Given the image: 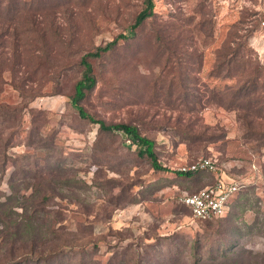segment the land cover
Listing matches in <instances>:
<instances>
[{"label": "rangeland", "instance_id": "obj_1", "mask_svg": "<svg viewBox=\"0 0 264 264\" xmlns=\"http://www.w3.org/2000/svg\"><path fill=\"white\" fill-rule=\"evenodd\" d=\"M153 1L154 24L170 22L162 35L171 51L154 41L149 23L136 29L134 38H119L113 52L91 59L97 81L81 104L107 123L138 125L155 139L158 159L167 171H154L124 135L99 131L98 124L81 118L67 99L81 75L80 56L126 33L140 0H79L70 13L56 11L59 35L52 34L55 53L51 51V59L48 56L53 68L36 67V62L46 64L37 57L20 62L13 77L3 67L8 60L0 63V104L20 105L34 95L19 111L17 126L8 125L14 121H0L1 137L14 129L5 152L9 158L0 172V190L10 193L7 181L21 176L19 166L29 168V186L20 183L19 194L35 192L32 184L41 173L55 171L56 163L72 167L66 174L79 180L61 186L48 203L41 201V195L35 198L42 210L31 223L33 236L17 232V237L3 242L7 228L0 222V264H20L27 258L29 264H41L32 258L47 254L52 242L62 241L72 245L47 264H72L80 256L90 264H264V135L247 132L238 111L207 100L208 87L223 88L235 80L208 74L214 51L237 24L254 25L252 19L264 11V0ZM69 21L76 28L71 39ZM243 33L241 28L239 34ZM246 43L247 54L264 67L263 20ZM2 50L8 54L7 40L0 45V54ZM186 62L185 72L196 79H185L183 96L177 66ZM61 67L65 68L58 71ZM12 83L23 84L26 95ZM257 116L256 128L262 131L264 112ZM183 128L203 131L207 139L185 140ZM39 144L53 148L55 158L46 161ZM21 153L30 157L22 159ZM200 156L213 157L220 169L245 184L223 216L207 221L193 219L179 202L182 194L215 180L209 172L176 174L178 166ZM63 175L55 172L51 179ZM12 218L19 219L17 214Z\"/></svg>", "mask_w": 264, "mask_h": 264}, {"label": "trees", "instance_id": "obj_2", "mask_svg": "<svg viewBox=\"0 0 264 264\" xmlns=\"http://www.w3.org/2000/svg\"><path fill=\"white\" fill-rule=\"evenodd\" d=\"M78 2L79 0H77V2L76 0H0V45L3 46L7 40V44L10 49L8 54L7 51L4 50H2V53L0 54V57L4 56V60L0 61V63H4L8 60V65L3 67L8 69L14 77L18 74L17 68L20 62L24 63L23 61L41 57L44 59V63L46 64L43 65L41 62H36V67L45 66L44 68L47 69L48 65H50L51 68H53L54 65L48 62V56L50 55L51 59L53 56L51 55V51L55 53V51L52 50V47L54 44L53 42L55 41L54 37H56L55 35L59 33V26L55 21V12L60 10L62 12L65 11V13H70L76 9ZM251 12L257 13L253 10ZM155 15L154 1L140 0L139 8L129 24V29L126 33H120L104 44L97 45L84 52L78 60V64L82 67L81 75L74 82L72 92L67 96V99L78 111L81 118L97 123L99 131L107 132L112 135L119 132L124 135L126 139L129 140L130 144L134 145V152L136 155L139 158L145 159L150 168L154 171H167L169 169L158 159L155 139L143 133L138 125L132 122L124 121L107 123L102 119L94 117L87 110H85L81 104L82 99L88 94V92L91 91L97 81L91 59H99L106 54L113 52L119 45V38H134L133 36L135 35V30L144 26L146 23H149L151 25L150 28L154 41L167 53L168 51H171L170 46L168 45L169 42L166 41L162 35V29L169 27L170 22L155 25ZM260 20L264 21V11L258 12V16L252 19L254 22L253 26L248 27L247 25L240 26L237 24L232 30H229L221 46L214 51L215 61L213 62L208 74L212 77L220 79L235 78V80L233 84L226 85L223 88L208 87L207 91L209 92V96L207 97V100L226 109L238 111V116L241 118L247 132L251 134L258 133L259 135H264V130L260 131L258 127L256 128V119L258 118L257 114L260 116V113L262 111L264 112V71H262L264 67L258 62L253 61L251 56L247 54L249 48L246 43L247 37L255 29ZM241 28L244 30L243 34H239ZM74 29H76L74 24L69 21L67 26V30L70 32L68 36L69 39L74 36ZM52 34L54 36L53 38ZM37 50H40L38 55L34 53ZM166 58L169 59V56L167 55ZM186 64L187 62L183 66V63H179L177 66L178 69L180 68V73L178 72L180 80L179 88L183 96H186L187 94V92L184 91L188 83L185 82V79H188L189 76L192 79H196L185 72ZM190 65L191 66L189 67L192 68L193 64L190 63ZM197 67L200 69V66ZM63 68L65 67L57 69L59 71ZM1 70L0 64V75ZM58 71L56 73H58ZM174 75L177 76V74ZM12 85L19 89L21 95H26L23 84L12 83ZM33 96L34 95H30V99H32ZM30 99H24L20 105H9L5 103L0 104V110L3 109L1 110L2 114H0V121L4 124L7 123V120L14 121L9 122L8 125L17 126L20 116L19 111H21V109L26 105V102ZM199 99V97L194 96L195 102H198ZM4 108H6V110ZM13 132L14 129L5 137L0 136V172L2 173L9 158L5 152L11 143ZM180 132L185 134V140H189L191 142L201 140L205 141V139H207L204 137L203 131L193 132L191 129L186 130L183 128ZM188 146L190 145L188 144ZM203 146V144H200V147L203 148ZM37 148L44 149L43 158L46 161H50L55 158L52 156L53 148L47 149L41 144H39ZM20 155L22 159L30 157L27 153H21ZM61 165L62 164L56 163L55 171L50 169L41 174L40 172L35 173L34 175L40 174V179H37L32 184L35 185V192L32 191L28 195L19 194L18 186L20 183H23V188H28L29 182L26 179V174L27 169L29 168L19 166L21 176L18 178H8L7 184L10 193L8 195H4V193L0 190V222L3 224V227L7 228L4 240L2 239L3 242L6 240V237H9V239L17 237V232L21 235L22 233H29L30 236H33V234L29 231L31 223L33 222V219L36 218V214L42 210V207H37V203L33 202L36 197L41 195V201L47 200L48 203L49 199L58 193L61 186H70L71 184L79 182L74 175L66 174L73 170L72 167H62ZM55 172H61L64 175L58 179L52 180L51 177ZM194 173L197 172L176 171V174L179 176H190ZM244 187L245 186L241 188ZM46 190L47 196L44 192ZM15 207H19L21 209L20 212L14 211ZM13 214H17L19 219H13ZM11 226L14 228L13 231L9 230ZM31 238L30 240L34 241L33 238ZM71 243L72 241L69 243L62 241L58 244L56 242H52L50 244V248L47 250V254H39L36 258H32L31 262L47 264V261L54 260L57 256H60L64 247L72 245ZM94 247H97L96 243H94ZM85 259H87L86 256H80L78 261H74L72 264H90L92 262L90 260L86 261ZM29 261L30 260L28 258L23 259L20 264H29ZM60 264L63 263L60 262Z\"/></svg>", "mask_w": 264, "mask_h": 264}, {"label": "built area", "instance_id": "obj_3", "mask_svg": "<svg viewBox=\"0 0 264 264\" xmlns=\"http://www.w3.org/2000/svg\"><path fill=\"white\" fill-rule=\"evenodd\" d=\"M177 170L205 171L215 176L214 182L179 197V202L189 209L191 217L196 220H211L224 215L235 193L245 185L241 179L230 176L220 169L217 160L211 156H200L181 164Z\"/></svg>", "mask_w": 264, "mask_h": 264}]
</instances>
